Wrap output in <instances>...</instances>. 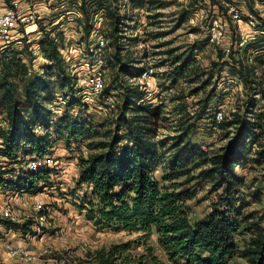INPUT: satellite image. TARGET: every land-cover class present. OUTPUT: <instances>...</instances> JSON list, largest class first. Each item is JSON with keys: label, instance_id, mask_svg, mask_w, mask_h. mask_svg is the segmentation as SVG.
Instances as JSON below:
<instances>
[{"label": "trees", "instance_id": "16d2710c", "mask_svg": "<svg viewBox=\"0 0 264 264\" xmlns=\"http://www.w3.org/2000/svg\"><path fill=\"white\" fill-rule=\"evenodd\" d=\"M118 1L83 0L81 5L86 35L90 32V15L93 11L104 9L110 20L109 46L115 48V61H110L114 68L113 82L124 96L121 113L113 122L115 128L100 131L96 124L68 113L71 108L84 106L82 96L75 78L68 71L57 37L52 35L54 29L42 28L45 37L41 49L44 57L51 62L43 71L31 73L32 61L22 56L30 46L27 42L22 49L0 51V116L5 122L0 128V136L5 144L1 154L8 161L16 160L22 149L26 150L27 155H45L52 147L50 130L54 126L57 129L60 126L69 138L88 139L91 151L79 158L78 181L90 187V194L82 197L79 209L87 210L88 220L99 229L141 232L146 240L155 233L166 254V260H163L149 246L147 255L132 256L130 250L134 241H128L88 251L85 256L79 257V264H146V261L151 264H232L237 253L247 259V264H264V227L257 226L250 241L241 249L236 236L239 223L235 216L238 212L239 188L245 181L236 169L251 158L258 164L264 161V148H261L262 145L256 148L264 136V110L255 98L256 89L245 101L243 111L233 112L232 119L226 117L217 123L215 111L213 122L217 126L226 130L235 128L228 132L233 136L220 153L203 159L202 147L191 139L185 140L186 134L180 135L169 147L173 152L167 161L168 170L162 181L159 180L155 173L163 163L165 146L164 141L157 139L156 119L160 115V107L148 102L144 91L129 81L140 76L144 67L139 65L137 59L132 60L123 53L126 47L122 40L126 37L121 33L122 18ZM129 1L133 9L139 10L152 11L163 6L158 0ZM232 1L209 0L220 16L227 12L225 4ZM6 2L10 3L11 0ZM250 5V9H253ZM258 29L264 34V20L260 21ZM259 41L264 42V35ZM194 52L195 47L172 57L175 77L199 73ZM263 52L262 46L256 54ZM220 56L223 57V54ZM233 59V62L227 60L224 64L248 84L251 81L250 69L242 59ZM233 63L235 66H232ZM210 83L209 78L205 80V86ZM56 88L67 90V111L53 121L54 111L50 103L55 100ZM205 107L208 108V104ZM39 126L45 133H40ZM103 134L106 137H102ZM253 151L255 157H251ZM197 156L203 161L195 162V167L208 166L201 170L200 175L211 182L212 190H221V193L210 213L192 220L188 201L194 191L186 183L195 178L188 173L189 165ZM3 170L0 166V184L7 183L16 190H30L38 182H44L50 174V169L28 170L27 175L6 179L4 176L8 171ZM184 174L187 179L183 183L172 184L174 178ZM167 181L171 183L166 184ZM22 229L27 230L26 227Z\"/></svg>", "mask_w": 264, "mask_h": 264}, {"label": "rangeland", "instance_id": "374dc122", "mask_svg": "<svg viewBox=\"0 0 264 264\" xmlns=\"http://www.w3.org/2000/svg\"><path fill=\"white\" fill-rule=\"evenodd\" d=\"M126 0H119L117 7L120 9ZM128 1V0H127ZM163 4L161 8L152 11L127 10L121 11V33L126 37L123 38L125 43L126 56L136 60L142 65L144 58L151 55L156 60L158 67L157 76L160 81V95L154 106L160 107V115L156 119L157 139L164 141L163 163L155 173V177L162 181L165 171L168 170L167 162L170 154L173 152L169 147L173 141L180 135L186 134L184 139H191L204 150L203 159L211 157L221 152L222 148L229 142L234 131V127L227 130L222 129L213 122V115L217 109L227 106V119H232V109L243 111L245 101L256 92L264 93V52L256 54L257 49L264 47V42H260L262 37L261 30L255 35V38L246 44L242 51V60L251 71L250 81L246 84L239 74H233L231 67L225 65L229 57H225L220 46L212 42L209 37L210 22L213 17H218L219 11L209 2V0H158ZM236 4L241 5L246 2V8L254 6L253 0H233ZM263 1L264 5V0ZM31 8H36L42 13L40 6L51 2L44 8L50 10L44 18H36L39 27L30 32L33 37L32 42L38 44L45 37V30L54 29V37L61 40L63 37V46L68 47L66 56H70L69 71L75 69L86 59H92L93 51L90 45L95 39L82 37L75 30L77 25L76 13H67V11H76L77 0H28ZM130 2V1H128ZM131 3V2H130ZM9 5V3L7 4ZM225 7L227 5L225 4ZM200 8H205L207 17L201 19ZM37 14V13H36ZM39 14V13H38ZM227 14V12H226ZM225 14V15H226ZM258 17L264 20V6L262 11L258 12ZM93 14L90 15L92 17ZM58 18L60 24H52ZM71 22V24H68ZM63 23L64 25H61ZM100 30L105 38L109 40L110 30L108 25L109 19L103 20ZM41 25V26H40ZM44 28V29H42ZM65 28V29H64ZM67 28V29H66ZM70 31V32H67ZM67 32V34H66ZM65 33V35H64ZM84 41L85 49L79 50V40ZM18 41V43H17ZM24 39L14 40L9 47L11 49H22ZM110 47V46H109ZM195 47L197 64L200 67L199 73L192 75L175 77L173 73L174 64L172 57L190 51ZM77 49V50H75ZM114 46L105 51L109 70L106 76L105 94H117L116 109L108 110V105L97 101L92 106H77L69 109L68 113L75 118H83L91 124H96L100 131L105 129H114V119L121 113L124 102V96L121 90L115 86L114 68L110 61L114 60ZM223 54V57L220 56ZM253 55V61H249V56ZM260 55L258 58L255 56ZM24 59H30L32 65L35 63L40 68V59L32 55L28 48L24 54ZM46 65L48 61L44 59ZM233 62V61H232ZM71 65H74L71 66ZM143 66V65H142ZM232 66H235L234 63ZM239 67V66H238ZM37 68V69H39ZM34 67H31V73H36ZM81 77L78 76V70L75 74L77 89L79 94L86 87L84 72L81 70ZM191 77V78H190ZM86 78V79H85ZM163 78H167L164 81ZM210 79L211 83L205 86V80ZM187 81L188 85H183ZM118 85V84H117ZM67 90H55V100L50 103L54 110H60V113H54L53 121L65 114L66 105L63 97ZM81 95V94H80ZM262 96V93H261ZM208 104V108L205 105ZM0 120L2 116H0ZM102 125V126H100ZM101 127V128H100ZM54 126L50 130L52 147L47 154L54 155L57 164L50 169L48 178L43 182H38L30 190H15L18 195L23 194L29 197H40L51 204L52 212L50 224L45 229L44 237L41 241L37 238V249L47 248L49 254L43 257L38 264H79V257L85 256L88 251L106 247L111 244L134 241L130 250L132 256L141 257L147 255V248L151 246L154 254L159 258L166 260V254L158 243L157 235L154 233L150 239H143V233H128L126 231H112L109 229H99L86 216L87 210H80L78 205L82 197L90 194V187L87 184L79 183V158L88 155L91 151L86 138H69L66 131H62ZM103 129V130H101ZM40 133H45L44 129H39ZM106 135H102V137ZM173 138V139H172ZM262 145V146H261ZM264 148V136L256 148ZM254 151L251 157L254 156ZM34 155H27L26 150L22 149L16 160L2 161L5 165L3 171H8L7 179H16L20 175L28 173V163ZM198 156L191 162L190 174L192 178L188 186H192L194 194L188 201L191 208V219L197 220L206 216L212 211L217 196L221 190H212V184L200 175L201 168L195 167V162L203 161ZM2 170V169H1ZM237 173L244 177V184L239 188V202L237 217L239 230L237 240L241 249L250 241L256 231V227H264V161L261 164L255 163L253 158L236 169ZM187 179L184 174L172 180L173 183H183ZM46 183V184H45ZM169 184L171 182H165ZM3 184V183H2ZM1 184V186H3ZM12 187V186H11ZM36 189V191L34 190ZM257 194V195H255ZM146 260V258H145ZM146 264H151L147 263ZM232 264H247V259L241 253H237Z\"/></svg>", "mask_w": 264, "mask_h": 264}, {"label": "built area", "instance_id": "2783aa9c", "mask_svg": "<svg viewBox=\"0 0 264 264\" xmlns=\"http://www.w3.org/2000/svg\"><path fill=\"white\" fill-rule=\"evenodd\" d=\"M129 1V0H128ZM127 0L119 9L121 11L130 9L134 10L131 3ZM83 0H77V10L80 13L79 18H83L84 14L81 10ZM253 9L246 8L245 1L243 4L238 5L234 1L227 2V15L213 17L210 22L209 37L210 40L220 46L225 57H229V60L233 58L240 60L242 58V51L246 44L258 34V24L262 19L258 17V12L262 11L263 1L253 0ZM30 3L28 0H11L9 5L5 8L4 12L0 13V41L2 46L6 47L10 45L14 40L24 39L29 43V49L35 58L42 57L41 42L34 44L28 31V24L36 23L39 27V22H36V18L39 17L36 12L26 9ZM26 9V11H25ZM200 17L204 19L207 17L205 8H200ZM93 16L90 20V32L86 35L85 20L80 24L81 32H85L82 37H88L95 39L93 46L90 45V49L93 51L92 59H86L84 63L80 64L75 69H72L69 73L72 77L75 76L78 70V76L81 77V70L84 72L86 80V87L82 89L81 96L85 107L92 106V104L101 101L108 105V110L116 109L117 106V94L108 93L105 94L106 88V76L109 70V65L105 56V51L110 48L109 40L105 38L100 30L103 20L109 19L104 9L93 11ZM60 22L55 23V25ZM54 34V32H53ZM65 35V33H64ZM54 36V35H53ZM56 38L59 43V49L69 66L68 60L70 56H66L68 47L63 46L62 41ZM84 41L79 40L78 47L81 52L85 49ZM1 47V46H0ZM0 48V51L4 49ZM77 50V49H75ZM249 61H253V55L249 56ZM144 69L140 76L130 78L131 84L138 85L145 93V99L153 103L158 100L160 95V81L157 76L158 67L156 60L151 55H147L142 63ZM74 67V65H71ZM69 68V67H68ZM75 78V77H74ZM85 78V79H86ZM183 85H188V82H183ZM67 95L63 97V101L67 99ZM255 98L259 100V107L264 110V96L258 92L255 94ZM54 113H60V110H54ZM236 108L232 109L235 112ZM227 106L222 105L215 113V121L221 123L226 118ZM5 125V122L0 120V128ZM39 128H41L39 126ZM4 139L0 136V166L5 169V165L2 161H8L6 156L1 154L4 149ZM57 160L54 155L45 154L43 156L34 155L29 161L27 169L30 171H40L43 169H51L56 166ZM7 175V174H6ZM6 175L4 176L6 178ZM7 179V178H6ZM0 184V223H6L11 226L22 229L26 227L28 232L32 236L41 237L45 233V229L50 224V217L52 212L51 204L44 201L40 197H29L26 194L22 196L13 190L7 183ZM49 249L40 248L35 249L25 243L8 242L6 244V259L0 258V264H38L39 261L49 254Z\"/></svg>", "mask_w": 264, "mask_h": 264}, {"label": "crops", "instance_id": "0c3cea01", "mask_svg": "<svg viewBox=\"0 0 264 264\" xmlns=\"http://www.w3.org/2000/svg\"><path fill=\"white\" fill-rule=\"evenodd\" d=\"M8 3L6 2V0H0V13L4 12L5 8L8 6L7 5ZM32 3H30L29 7H27L26 9L28 10H31L33 12H36L39 17L41 18H44L46 17V13H49L50 10H46L44 7L47 6V5H51V2H48V3H45L44 5L40 6V9L42 10L40 13L38 11V9L36 8H31ZM25 9V11H26ZM75 10H77V3H76V7H75ZM134 10H139V9H134ZM140 11L144 12L145 10L144 9H141ZM76 13V20H77V25H75V32L78 34V35H81L83 36V34L85 32H81L80 30V24L79 23H83V21L85 20V18H79L78 16L80 15V13L76 12V11H67V13ZM62 18H58L56 21H54L52 24H55V23H58L60 22ZM68 24H71V22H69ZM61 25H64L63 23H61ZM37 28V26H33V30L35 31ZM65 29V28H64ZM67 29V28H66ZM67 32H70L67 30ZM66 32V34H67ZM18 43V41H17ZM0 48L4 47L2 46V43L0 41ZM5 49H11L9 47V45H7L6 47H4V49L2 50H5ZM41 61L39 62L40 63V68L39 66H37L35 63L33 64V67L35 68V72H40V71H43L44 67L46 66V63L44 62V58L40 59ZM39 68V69H37ZM164 81L167 80V78H163ZM27 229V228H26ZM29 230H24V229H19L17 227H14V226H11L9 224H6V223H0V258H3V259H6V244L8 242H14V243H25L27 245H29L30 247L32 248H35L37 249L36 247H38V244H37V238H39V241H41L44 237V235L41 237L40 235L38 236H32L29 232Z\"/></svg>", "mask_w": 264, "mask_h": 264}, {"label": "bare ground", "instance_id": "6f19581e", "mask_svg": "<svg viewBox=\"0 0 264 264\" xmlns=\"http://www.w3.org/2000/svg\"><path fill=\"white\" fill-rule=\"evenodd\" d=\"M37 26V24L36 23H30V24H28V31H33V26Z\"/></svg>", "mask_w": 264, "mask_h": 264}]
</instances>
